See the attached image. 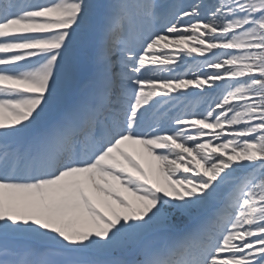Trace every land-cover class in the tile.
<instances>
[{
  "label": "snow or ice",
  "instance_id": "1",
  "mask_svg": "<svg viewBox=\"0 0 264 264\" xmlns=\"http://www.w3.org/2000/svg\"><path fill=\"white\" fill-rule=\"evenodd\" d=\"M0 264H264V0H0Z\"/></svg>",
  "mask_w": 264,
  "mask_h": 264
},
{
  "label": "bare ground",
  "instance_id": "2",
  "mask_svg": "<svg viewBox=\"0 0 264 264\" xmlns=\"http://www.w3.org/2000/svg\"><path fill=\"white\" fill-rule=\"evenodd\" d=\"M83 53L84 52L79 50V59H80V62H81V67L86 65V64H88V63H90L92 61V56H93V52L92 51H89L87 53L85 52L86 53L85 55ZM78 90L77 91L75 90L74 94L77 93Z\"/></svg>",
  "mask_w": 264,
  "mask_h": 264
},
{
  "label": "rangeland",
  "instance_id": "3",
  "mask_svg": "<svg viewBox=\"0 0 264 264\" xmlns=\"http://www.w3.org/2000/svg\"><path fill=\"white\" fill-rule=\"evenodd\" d=\"M101 2H103V0H101ZM83 54L85 55L86 53H83ZM71 89H72V88H71ZM71 89H70V90H71ZM66 92H67V91H64V92L62 93V95H63L65 98L68 97L67 94H66Z\"/></svg>",
  "mask_w": 264,
  "mask_h": 264
}]
</instances>
